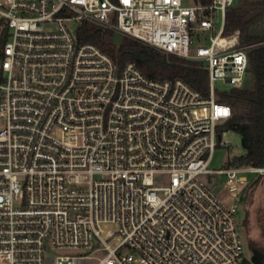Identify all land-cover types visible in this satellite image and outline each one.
I'll list each match as a JSON object with an SVG mask.
<instances>
[{"label":"built area","instance_id":"built-area-1","mask_svg":"<svg viewBox=\"0 0 264 264\" xmlns=\"http://www.w3.org/2000/svg\"><path fill=\"white\" fill-rule=\"evenodd\" d=\"M234 1L0 0V264L243 260L234 201L264 167H210L232 116L218 92L247 80L249 46L224 34ZM83 23L202 62L209 94L120 67Z\"/></svg>","mask_w":264,"mask_h":264},{"label":"trees","instance_id":"trees-1","mask_svg":"<svg viewBox=\"0 0 264 264\" xmlns=\"http://www.w3.org/2000/svg\"><path fill=\"white\" fill-rule=\"evenodd\" d=\"M236 30L241 45L249 46L247 78H252L253 86L218 92V100L232 107V116L219 126L218 132L222 136L224 131L233 130L241 135L245 153L235 156L233 165L264 167V0H235L228 7L224 34L230 35ZM77 35L80 41L97 44L120 67L131 61L152 78H181L203 95L209 94V72L202 62L167 54L134 37L94 23H83ZM249 246L251 258L244 256L239 264H264V243L250 240Z\"/></svg>","mask_w":264,"mask_h":264},{"label":"rangeland","instance_id":"rangeland-1","mask_svg":"<svg viewBox=\"0 0 264 264\" xmlns=\"http://www.w3.org/2000/svg\"><path fill=\"white\" fill-rule=\"evenodd\" d=\"M208 39L209 36L207 34L205 43H208ZM217 84L220 87L230 88V85H224L221 82ZM245 85L247 87H252V78L248 77ZM3 125L4 121L0 119V127ZM244 153L245 149L242 145L241 135L233 130L224 131L222 134V143L216 148L210 167L213 169L227 168L233 165L232 160L235 156H240ZM236 166L249 167L248 165ZM244 174L250 182L247 187L239 193L234 202L238 205L237 218L244 241V255L247 258H251L252 250L249 246L250 240L264 243V172H245ZM225 178V175L221 174L208 179L210 182L212 180V187L215 192L219 193L221 198L227 196L226 189L222 188ZM51 252L52 254L59 253L55 250H51ZM77 253L92 256L86 259V264H97L99 259L106 254L103 250L92 252L91 249H79Z\"/></svg>","mask_w":264,"mask_h":264},{"label":"crops","instance_id":"crops-1","mask_svg":"<svg viewBox=\"0 0 264 264\" xmlns=\"http://www.w3.org/2000/svg\"><path fill=\"white\" fill-rule=\"evenodd\" d=\"M224 198H225V199H228V196H225Z\"/></svg>","mask_w":264,"mask_h":264},{"label":"water","instance_id":"water-1","mask_svg":"<svg viewBox=\"0 0 264 264\" xmlns=\"http://www.w3.org/2000/svg\"><path fill=\"white\" fill-rule=\"evenodd\" d=\"M221 136V135H220Z\"/></svg>","mask_w":264,"mask_h":264}]
</instances>
